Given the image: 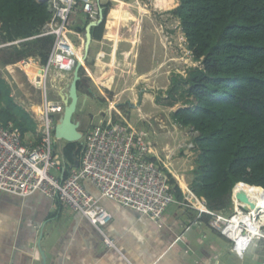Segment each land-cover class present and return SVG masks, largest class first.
Returning <instances> with one entry per match:
<instances>
[{"label":"trees","instance_id":"trees-1","mask_svg":"<svg viewBox=\"0 0 264 264\" xmlns=\"http://www.w3.org/2000/svg\"><path fill=\"white\" fill-rule=\"evenodd\" d=\"M101 5L104 18L90 29L92 39H101L111 7L110 2ZM173 14L199 64L170 78L167 105L179 100L177 93L185 99V106L170 117L194 131L197 158L189 189L204 199L209 211L223 212L239 187L264 192V0H179ZM51 16L46 1L0 0V39L37 35ZM128 19L132 16L127 10L113 8L107 36L120 40L119 29ZM52 42L53 35H43L1 48L0 62L11 65L34 57L45 64ZM0 121L11 123L25 143L41 139L37 121L14 101L11 86L1 76ZM80 149V140L61 146L65 170L79 160ZM168 177L176 200H182V190ZM204 215L208 222L211 215Z\"/></svg>","mask_w":264,"mask_h":264},{"label":"crops","instance_id":"crops-1","mask_svg":"<svg viewBox=\"0 0 264 264\" xmlns=\"http://www.w3.org/2000/svg\"><path fill=\"white\" fill-rule=\"evenodd\" d=\"M146 1L100 0L101 4L110 2L111 7L101 39H91L89 44L88 53L90 45H95L92 47L95 52L93 58L90 57L91 61H84L79 68V75L87 84L90 83L88 79L95 78V83L106 90L112 85L117 67L128 68L131 73L137 72L140 58L137 31L131 36L123 31L130 22L138 20L133 11L143 10L142 6L146 5ZM117 7L127 10L132 19H128L120 27V40L115 42L107 36L106 25L109 13ZM74 15L73 21L78 19V22L70 28L79 37L81 50L77 51L73 47L76 59H80L85 40L82 29L88 22L80 8L70 15L68 22L72 21ZM29 63L34 64L37 71L40 69L38 58L32 60L30 57ZM90 66H94L93 73L90 72ZM105 68H109L107 72L104 71ZM143 70L141 74L146 72ZM69 80L59 75L55 83L58 82L57 86L61 88ZM55 89L48 90L52 99L56 96ZM166 89L167 87L164 88L165 91ZM86 96L88 97L87 94ZM142 107L147 109L149 102L141 103L139 109ZM177 108L179 106L166 113V120L157 118V113L153 114L159 120L157 128L153 126L150 132L156 141H167L149 143V156L150 160L166 166L185 193L188 186L186 173H192L193 162L195 163V160L187 163L189 153L195 154L196 150L186 148L189 139L192 141L194 131L176 124L170 117V113ZM80 130L83 133L82 128ZM82 184L90 194L99 196L98 189L91 183L83 181ZM100 202L112 214L111 221L104 227L111 246L104 243L102 235L84 216L64 206L58 199H51L39 192L18 196L0 191V264H43L44 261L45 264H245L247 249L251 245L255 248L250 256L253 264H260L264 256V241L256 238L245 251L234 250L230 241L210 224L211 218L208 222L203 221L207 211L188 206L185 196L183 200L175 202L177 210L166 211L168 205L159 222L115 201L102 198ZM37 243L44 254V261Z\"/></svg>","mask_w":264,"mask_h":264},{"label":"built area","instance_id":"built-area-1","mask_svg":"<svg viewBox=\"0 0 264 264\" xmlns=\"http://www.w3.org/2000/svg\"><path fill=\"white\" fill-rule=\"evenodd\" d=\"M37 1L48 2L52 13L41 32L15 40L0 39V49L19 45L36 36L53 35L48 59L45 64H40L39 69L42 73L39 87H42L43 98L38 127L42 136L37 142L25 143L11 123L4 125L0 121V191L18 196L39 192L51 199H58L64 206L84 216L102 235L104 243L111 246L104 227L111 221L112 214L101 204L100 199L128 206L156 222L161 220L166 207L177 200L169 184L166 166L149 158L147 133L138 132L132 124L115 122L111 115L101 121V125L92 133L83 134L79 160L69 169L62 170L63 158L61 150L56 151L54 138L55 121L63 111V103L56 89L62 87H55L53 83L56 81H51L50 87L56 88L57 96V100H51L46 83L47 79L50 82L53 73L58 76L70 73L68 76L71 79L77 62L76 51L64 37V30L70 15L78 8L89 21L96 20L98 6L96 0ZM27 61H30V57L18 64H27ZM186 148H193V151L195 145L189 142ZM166 158L169 159V156ZM52 169L59 172L58 176L51 174ZM83 181L95 186L99 196L90 194L84 188ZM185 199L188 206L197 208L187 196ZM200 201L205 204L203 198ZM206 211L212 216L210 224L230 241L236 251H245L255 238L264 239L263 226L258 228L259 235L246 238L242 235L246 232L243 224L240 225L241 230L229 228V219L225 220L220 211ZM261 264H264V256Z\"/></svg>","mask_w":264,"mask_h":264},{"label":"rangeland","instance_id":"rangeland-1","mask_svg":"<svg viewBox=\"0 0 264 264\" xmlns=\"http://www.w3.org/2000/svg\"><path fill=\"white\" fill-rule=\"evenodd\" d=\"M178 3L179 0H147L145 3L146 5L142 6L143 10H139V12H137L138 10L133 11L138 20H133L124 27L123 32L127 36H131L137 31L140 52L139 66L144 70L138 66L137 72L131 73L128 68L117 67L114 71L115 76L112 85L106 90H104L99 83H95V78L88 79V81H90L88 84L89 87L80 83L77 88L78 102L74 118L79 117L81 120L80 129L82 128L84 134L92 133L101 125V121H105L108 116L111 115L112 120L115 122L125 125L132 124L140 133L148 131L146 135L149 143H165V141H167L165 139L156 141L150 130L154 127L157 128L156 123L159 119H167L166 113H168L171 108L185 106V99L177 93L176 98H179V100L172 106L167 105L171 99L168 97L167 91H165L164 88L170 86V78L173 75L186 74L182 72L186 71L187 67L199 64V62L193 60L191 51L187 47L186 38L181 29L180 21L173 14V9ZM74 18L75 15L72 21L68 22L64 30V37L72 46H75L78 51L81 48L79 45V37L73 32V29L70 28L78 22V19L73 21ZM93 45L94 43L90 45V50L85 62L93 58L95 53L92 50ZM2 51H0V53ZM31 59L37 60V58L34 57H31ZM29 62L30 61H27V64L25 63L26 65H20L18 64L19 62H17L11 64L9 68H5V65L0 62V76L11 86L14 101L31 112L32 116L39 124V114L42 109L43 98L42 87L40 86L41 90L39 87V83L41 82L39 78L42 73L39 70L37 71L34 64H30ZM89 68L90 72L92 71L93 73L94 66H90ZM108 69L109 68H105L104 71L107 72ZM142 70L146 72L141 74ZM53 74L54 75H51L50 82L47 79L46 86L48 90L52 89L50 87L52 84L51 81H56L58 77L55 73ZM68 75L70 76V73ZM68 75L63 76L69 79L70 77ZM57 84L58 82L53 83L55 87ZM86 94L88 97L86 96L87 98H84ZM137 95H139L138 101H136ZM50 98L51 100H57L55 97L54 99H52V97ZM146 101L149 102V107L147 109L145 107L139 109L141 103H146ZM160 109H162V111H160ZM158 111H160V114H158ZM154 113H157V118L159 119L155 118L153 115ZM149 133L151 134L149 135ZM189 136L191 137V133ZM64 142V140L56 141L55 145L57 152L60 151V145H64ZM189 142L190 139L187 143ZM192 149L193 148H189L188 150L192 151ZM189 154L190 158L187 163H191L197 158V153ZM193 156L194 159L192 158ZM161 165L163 164L161 163ZM193 166L195 167L194 162ZM166 171L168 174L171 173L167 169ZM50 172L53 176H58L59 174V172L54 169ZM186 174L188 183L187 190L190 191L188 187L191 181V173L187 172ZM187 190H184L185 193L183 192V198L184 195L188 198ZM231 200L233 201L229 209L221 212L225 220L229 219L230 216L235 213L236 207H241L238 202L240 199L236 198L234 193ZM243 200L245 201V198ZM248 201L249 200L246 199V203L243 202L245 203L246 209L251 208ZM177 209V203L172 202L169 204L166 211H174ZM258 220L260 225L264 227V216L262 214L259 215ZM262 231L264 233V228ZM248 237H251L249 233L246 234V238ZM256 239L264 241L263 238ZM254 250L255 248L253 245L247 249L245 264H253L250 261V256L251 252Z\"/></svg>","mask_w":264,"mask_h":264},{"label":"water","instance_id":"water-1","mask_svg":"<svg viewBox=\"0 0 264 264\" xmlns=\"http://www.w3.org/2000/svg\"><path fill=\"white\" fill-rule=\"evenodd\" d=\"M96 2L98 6V17L96 20L88 21V23L85 25V28H84L85 40H84V51H83L82 58L77 59L76 65L74 66V69L72 71L71 80L66 85V87H64L66 89L62 87L61 89L57 90V93L63 103V111L62 113L58 115L55 121V125H54V138L56 139V141L64 140L66 142H75V141L81 140L83 136V133L80 130V123H81L80 119L78 117L74 118V114H75L77 102H78L77 83L78 82L84 83V85L88 86L85 80L79 75V68L82 65V63L85 60H87L88 48H89V44L92 39L90 29L91 27L100 24L104 18L100 0H96ZM84 98H86V95H84ZM64 169H65V163L63 161L62 170ZM233 188H232V191H233ZM232 191H231V195H232ZM241 207L245 209L244 205H241ZM37 248H38V251L40 253L42 260L44 261V254L39 247V243H37ZM43 264H45V261Z\"/></svg>","mask_w":264,"mask_h":264},{"label":"bare ground","instance_id":"bare-ground-1","mask_svg":"<svg viewBox=\"0 0 264 264\" xmlns=\"http://www.w3.org/2000/svg\"><path fill=\"white\" fill-rule=\"evenodd\" d=\"M186 192H188V199L192 201V203H194L200 210L206 211L207 208L197 196L192 194L191 191L187 190ZM234 194L236 198L240 199L238 201L240 205H244L246 199L249 200L248 202L250 203L251 208L246 209L245 207V209H243L238 207V209L236 207L235 213L229 218L230 224L228 227L241 230L240 225L243 224L246 227V232L242 233V235L246 237V234L249 233L251 237H256V234H260L258 228L261 226L258 217L260 214L264 216V192L259 190H247V188L239 187L234 191ZM244 198L245 201L243 200Z\"/></svg>","mask_w":264,"mask_h":264}]
</instances>
